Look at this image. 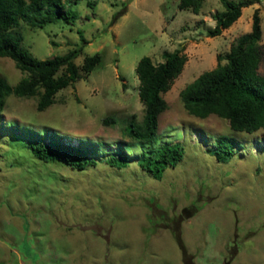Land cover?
Instances as JSON below:
<instances>
[{
  "label": "rangeland",
  "instance_id": "rangeland-1",
  "mask_svg": "<svg viewBox=\"0 0 264 264\" xmlns=\"http://www.w3.org/2000/svg\"><path fill=\"white\" fill-rule=\"evenodd\" d=\"M180 1L98 0L92 8L82 0L71 6L75 25L60 20L32 28L20 20L14 28L20 47L40 60L79 47V65L88 55L102 58L47 110L37 109L38 97L12 94L0 111V264H264V128L239 132L216 114L196 117L180 95L252 30L257 8L264 44V0L216 37L208 30L225 9L222 0H204L199 14L181 10ZM182 47L188 61L165 94L157 144L180 143L185 156L161 180L138 164L139 145L125 168L100 161L79 170L37 158L22 140L28 129L48 133V140L86 146L100 159L119 142L133 143L125 127L145 114L139 60L150 56L158 64ZM258 71L264 76V54ZM25 75L0 57V76L12 86ZM107 117L115 122L105 124ZM221 135L235 141L224 163L210 153Z\"/></svg>",
  "mask_w": 264,
  "mask_h": 264
},
{
  "label": "trees",
  "instance_id": "trees-1",
  "mask_svg": "<svg viewBox=\"0 0 264 264\" xmlns=\"http://www.w3.org/2000/svg\"><path fill=\"white\" fill-rule=\"evenodd\" d=\"M80 1L82 0H0V57L11 58L16 67L26 74L15 86L0 76V111L12 94L25 98L38 97L37 109L45 111L56 102V95L60 90L80 80L82 72L89 75L99 65L102 58L99 53L86 56L81 65L76 63L83 47L72 48L65 54L40 60L20 47L18 41L22 36L13 31L20 20L32 28H42L60 20L75 25L79 15L71 6ZM203 2L204 0H181L179 8L191 9L199 14ZM259 2L260 0H222L225 9L214 14L216 25L208 30V35H221L242 16L244 8ZM97 3L98 0H88V5L92 8ZM262 37L261 11L257 8L253 13L252 30L242 35L228 52L217 56L215 68L203 72L181 91V99L189 114L203 119L216 114L227 119L231 128L239 132L254 133L264 128V76L258 71L264 54ZM83 39L85 40L84 37ZM184 50L185 47H182L166 53L165 60L158 64L150 56H143L139 60L136 71L145 114L141 121L132 119L125 127V133L133 143L119 142L116 152L100 159L86 146L60 142L52 135L48 140V133L43 136L28 129L27 137L22 140H26L37 158L60 161L79 170L96 166L100 161L119 169L125 168L132 162L129 150L133 145H139L143 151L137 157L138 164L155 179L161 180L166 170L170 166H177L185 156V148L180 143L157 144L160 116L168 108L165 94L171 90L188 61ZM114 122L112 117L104 119L105 124ZM215 145L216 149H211L210 153L219 162H226L236 152L235 141L228 135L217 137ZM177 239L182 251L187 254L182 239Z\"/></svg>",
  "mask_w": 264,
  "mask_h": 264
},
{
  "label": "crops",
  "instance_id": "crops-1",
  "mask_svg": "<svg viewBox=\"0 0 264 264\" xmlns=\"http://www.w3.org/2000/svg\"><path fill=\"white\" fill-rule=\"evenodd\" d=\"M240 19V18H239Z\"/></svg>",
  "mask_w": 264,
  "mask_h": 264
}]
</instances>
